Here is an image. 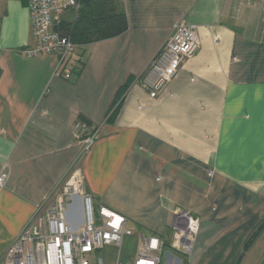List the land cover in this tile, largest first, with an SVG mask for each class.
Returning a JSON list of instances; mask_svg holds the SVG:
<instances>
[{"label":"crops","instance_id":"obj_1","mask_svg":"<svg viewBox=\"0 0 264 264\" xmlns=\"http://www.w3.org/2000/svg\"><path fill=\"white\" fill-rule=\"evenodd\" d=\"M122 3L128 30L78 45L67 80L57 55L24 53L28 0H0V257L76 166L93 205L133 233L91 264L131 260L143 237L161 241L159 264H264V0ZM179 22L198 49L150 98L140 77ZM79 117L97 127L86 149ZM177 211L198 220L188 254L171 247Z\"/></svg>","mask_w":264,"mask_h":264},{"label":"built area","instance_id":"obj_2","mask_svg":"<svg viewBox=\"0 0 264 264\" xmlns=\"http://www.w3.org/2000/svg\"><path fill=\"white\" fill-rule=\"evenodd\" d=\"M78 8L77 0H29L28 13L35 44L24 50L26 57L57 55L58 67L63 68L64 77L69 78L70 70H65V67H72L67 63L77 45L55 26L63 19L64 13L71 9L76 12ZM198 46L194 26L184 22L173 25L171 36L149 61L139 80L150 98H155L166 88ZM75 138H79L78 133ZM93 139L94 136H91L84 140L85 149ZM7 168V162L0 168V189L9 178ZM84 184L83 174L74 166L60 188L54 191L52 203L39 209L22 228L0 257V264H91L88 255L93 252L109 245L120 247L122 239L132 235V231L125 227L123 216L103 206H94ZM198 226V220L190 213L177 211L171 247L188 254ZM160 252L159 238L143 237L131 260H117L109 264H159ZM98 264L102 263L99 261Z\"/></svg>","mask_w":264,"mask_h":264},{"label":"trees","instance_id":"obj_3","mask_svg":"<svg viewBox=\"0 0 264 264\" xmlns=\"http://www.w3.org/2000/svg\"><path fill=\"white\" fill-rule=\"evenodd\" d=\"M77 2L79 3L77 11L69 10L68 12L72 13V15L61 19L58 25L55 26L73 44L81 46L111 39L128 30L122 0H77ZM73 62L74 65L70 68L69 78H65L63 72L60 73L67 80L77 77L82 70L83 61L81 55L76 56ZM57 68V71H60L61 68ZM124 89L125 86L119 89L107 120L110 121L116 117ZM77 124L79 125V130L76 132L80 133L82 138L93 136L97 130V127L93 126L84 117H79ZM80 125L84 127L80 128Z\"/></svg>","mask_w":264,"mask_h":264},{"label":"rangeland","instance_id":"obj_4","mask_svg":"<svg viewBox=\"0 0 264 264\" xmlns=\"http://www.w3.org/2000/svg\"><path fill=\"white\" fill-rule=\"evenodd\" d=\"M3 1V4H4V2H5V5L6 4H8L9 3V1L10 0H2ZM2 5V4H1ZM1 5H0V7H1ZM66 13H68V12H66ZM66 16H69V15H66V14H64V15H62V17H66ZM158 52V51H157ZM70 63V60L68 61V63L67 64H69ZM7 183V182H6ZM6 185V184H5ZM5 187V186H4ZM86 194V193H85Z\"/></svg>","mask_w":264,"mask_h":264}]
</instances>
